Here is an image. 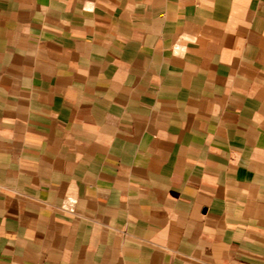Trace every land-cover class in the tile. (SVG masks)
I'll return each mask as SVG.
<instances>
[{
    "label": "crops",
    "instance_id": "obj_1",
    "mask_svg": "<svg viewBox=\"0 0 264 264\" xmlns=\"http://www.w3.org/2000/svg\"><path fill=\"white\" fill-rule=\"evenodd\" d=\"M0 264H264V0H0Z\"/></svg>",
    "mask_w": 264,
    "mask_h": 264
}]
</instances>
